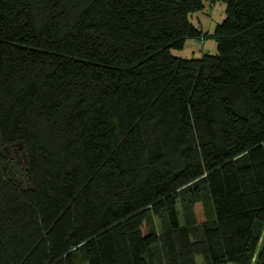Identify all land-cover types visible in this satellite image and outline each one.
<instances>
[{"label":"trees","instance_id":"trees-1","mask_svg":"<svg viewBox=\"0 0 264 264\" xmlns=\"http://www.w3.org/2000/svg\"><path fill=\"white\" fill-rule=\"evenodd\" d=\"M214 1L0 0V264H264V0Z\"/></svg>","mask_w":264,"mask_h":264},{"label":"rangeland","instance_id":"rangeland-1","mask_svg":"<svg viewBox=\"0 0 264 264\" xmlns=\"http://www.w3.org/2000/svg\"><path fill=\"white\" fill-rule=\"evenodd\" d=\"M224 2L221 0L212 3L205 2L204 6L197 11L190 13L189 20L197 26L202 32L210 34L213 26L221 21L224 17ZM204 36L202 39H186L180 48H171L170 53L177 57H199L202 53L215 52V41L210 35ZM11 155V154H10ZM15 157L14 155H12ZM179 222L182 223L181 210L178 209ZM156 230L159 231L160 225L158 219L153 217ZM142 233L145 228L142 226ZM196 264L200 263V257H195Z\"/></svg>","mask_w":264,"mask_h":264},{"label":"water","instance_id":"water-1","mask_svg":"<svg viewBox=\"0 0 264 264\" xmlns=\"http://www.w3.org/2000/svg\"><path fill=\"white\" fill-rule=\"evenodd\" d=\"M19 149L21 148V145H19V147H18Z\"/></svg>","mask_w":264,"mask_h":264}]
</instances>
